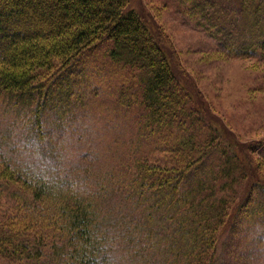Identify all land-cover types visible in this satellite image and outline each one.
Instances as JSON below:
<instances>
[{"label":"trees","instance_id":"16d2710c","mask_svg":"<svg viewBox=\"0 0 264 264\" xmlns=\"http://www.w3.org/2000/svg\"><path fill=\"white\" fill-rule=\"evenodd\" d=\"M168 1L264 63V0ZM130 4L0 0V98L28 143L0 148V264H264V136L216 125Z\"/></svg>","mask_w":264,"mask_h":264},{"label":"rangeland","instance_id":"374dc122","mask_svg":"<svg viewBox=\"0 0 264 264\" xmlns=\"http://www.w3.org/2000/svg\"><path fill=\"white\" fill-rule=\"evenodd\" d=\"M165 1L167 6L162 0H131L130 6L169 48L179 79L203 100L216 125L220 123L246 145L258 142L264 136V63L223 56L216 50L217 40L195 24L190 11ZM1 99L0 148L27 150L21 113ZM111 137L109 134V141Z\"/></svg>","mask_w":264,"mask_h":264},{"label":"clouds","instance_id":"9594fccd","mask_svg":"<svg viewBox=\"0 0 264 264\" xmlns=\"http://www.w3.org/2000/svg\"><path fill=\"white\" fill-rule=\"evenodd\" d=\"M105 249H107V245L105 246ZM97 264H125V261L122 254L118 252H107V259H105V254L102 253L98 256Z\"/></svg>","mask_w":264,"mask_h":264}]
</instances>
